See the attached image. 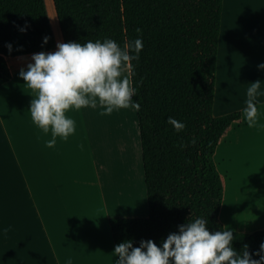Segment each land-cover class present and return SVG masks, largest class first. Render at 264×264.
I'll return each mask as SVG.
<instances>
[{
    "label": "crops",
    "instance_id": "1",
    "mask_svg": "<svg viewBox=\"0 0 264 264\" xmlns=\"http://www.w3.org/2000/svg\"><path fill=\"white\" fill-rule=\"evenodd\" d=\"M56 39L64 42L60 28ZM31 56L7 58L11 80L0 87V264H114L109 220L147 215L140 132L120 115L127 109L112 117L99 105L72 109L76 132L48 147L51 133L29 112L35 92L19 76ZM262 63L264 0H224L216 117L243 112L249 83L262 81L264 90ZM258 100V123L242 116L214 156L224 187L220 221L246 234L264 230V96Z\"/></svg>",
    "mask_w": 264,
    "mask_h": 264
},
{
    "label": "trees",
    "instance_id": "2",
    "mask_svg": "<svg viewBox=\"0 0 264 264\" xmlns=\"http://www.w3.org/2000/svg\"><path fill=\"white\" fill-rule=\"evenodd\" d=\"M223 3L0 0V87L11 80L7 58L56 50L59 28L64 42L109 37L123 46L142 35L139 59L126 68L136 89L133 99L141 105L136 112L148 217L111 218L115 246L125 240L139 246L148 239L159 246L191 216L208 219L211 231L224 228L219 218L224 187L214 156L221 138L243 112L214 115ZM45 36L50 38L46 44ZM170 116L186 127L175 130L167 122ZM234 236L238 251L247 244L255 253L264 242V230L234 231Z\"/></svg>",
    "mask_w": 264,
    "mask_h": 264
},
{
    "label": "clouds",
    "instance_id": "3",
    "mask_svg": "<svg viewBox=\"0 0 264 264\" xmlns=\"http://www.w3.org/2000/svg\"><path fill=\"white\" fill-rule=\"evenodd\" d=\"M26 31V28H21ZM139 34L140 28L136 29ZM50 38H43L46 44ZM9 51L12 45H7ZM143 48L142 35L121 46L116 40L88 39L81 42H57L53 52L33 53L31 62L21 68L20 78L34 90L30 101L31 119L44 133H51L48 147L56 144L57 137L67 140L76 132V122L67 113L85 107L101 108V115H111L119 109L139 110L141 105L133 99L136 89L124 69L132 60H138ZM259 67L264 69V63ZM262 81L248 84L243 118L248 125L259 121L258 97L264 96ZM175 130L186 125L175 117L167 121ZM208 219L191 218L160 241L133 240L117 244L112 252L114 264H264V242L252 253L247 244L238 251L233 242L234 229L224 227L211 231ZM258 257L253 258V257Z\"/></svg>",
    "mask_w": 264,
    "mask_h": 264
},
{
    "label": "rangeland",
    "instance_id": "4",
    "mask_svg": "<svg viewBox=\"0 0 264 264\" xmlns=\"http://www.w3.org/2000/svg\"><path fill=\"white\" fill-rule=\"evenodd\" d=\"M52 26H53V25H52ZM54 26H55V25H54ZM54 28H55V27H54ZM57 35H58V34H57ZM57 35H56V38H57ZM58 39H59V37H58ZM123 74H124V75H127V76L129 77V79H130V75H129V73H128V69H125ZM127 110H129V111H127L126 113H122V112H121L120 115L124 116V114H125V115H129V116H131L132 119L134 120V123H135V126H136V131L139 132V128H138V120H137V112H136V110H135V109H127ZM121 111H122V110H121ZM138 139H139V138H138ZM129 171H130V168H129ZM130 173H131V171H130ZM146 217H148V206H147V215H146ZM146 217H143V218H146Z\"/></svg>",
    "mask_w": 264,
    "mask_h": 264
},
{
    "label": "bare ground",
    "instance_id": "5",
    "mask_svg": "<svg viewBox=\"0 0 264 264\" xmlns=\"http://www.w3.org/2000/svg\"><path fill=\"white\" fill-rule=\"evenodd\" d=\"M221 66V65H220ZM221 68H222V66H221ZM220 68V69H221ZM224 69V68H223ZM222 71V70H221ZM221 75V74H220ZM218 77H219V73H218ZM219 85H220V82H219ZM113 114H114V112L112 113V116H113ZM104 116H107V117H109L110 115H104ZM112 116H110V117H112ZM120 116V115H119ZM104 117H102V119H103ZM115 118V117H114ZM130 118V117H129ZM100 119V118H99ZM99 119H98V121H99ZM131 119V118H130ZM102 122H100L99 123V125L101 124ZM122 125V124H121ZM121 131V130H120ZM121 136H122V134H121Z\"/></svg>",
    "mask_w": 264,
    "mask_h": 264
}]
</instances>
